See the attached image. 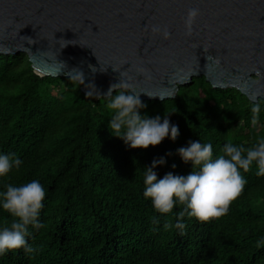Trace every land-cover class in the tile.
I'll return each mask as SVG.
<instances>
[{
	"label": "trees",
	"instance_id": "obj_1",
	"mask_svg": "<svg viewBox=\"0 0 264 264\" xmlns=\"http://www.w3.org/2000/svg\"><path fill=\"white\" fill-rule=\"evenodd\" d=\"M246 97L200 76L174 98L141 99L142 115L170 113L179 135L132 148L110 133L106 97H87L69 76L39 75L25 52L0 53V151L23 161L3 182L39 179L46 191L45 227L29 229L38 251H9L0 264H264V247H255L264 237V176L255 165L241 170L247 183L225 215L206 222L185 216L183 234L163 227L176 223L179 206L160 215L143 197L142 169L154 158L166 159L155 168L158 178L186 175L192 165L177 149L189 141L211 142L218 155L227 141L249 146L264 135V113L252 128ZM10 220L0 210V226Z\"/></svg>",
	"mask_w": 264,
	"mask_h": 264
},
{
	"label": "water",
	"instance_id": "obj_2",
	"mask_svg": "<svg viewBox=\"0 0 264 264\" xmlns=\"http://www.w3.org/2000/svg\"><path fill=\"white\" fill-rule=\"evenodd\" d=\"M193 7L200 14L188 34ZM20 52L41 76L81 71V89L94 84L99 97L122 74L146 92L140 99L174 98L200 76L214 88L264 98V80L254 78L257 68L264 72V0H0V53Z\"/></svg>",
	"mask_w": 264,
	"mask_h": 264
},
{
	"label": "clouds",
	"instance_id": "obj_3",
	"mask_svg": "<svg viewBox=\"0 0 264 264\" xmlns=\"http://www.w3.org/2000/svg\"><path fill=\"white\" fill-rule=\"evenodd\" d=\"M199 14L198 8L188 9L185 20L188 34H191L192 26ZM151 31L161 34L165 40L171 38V32L167 28L161 29L153 25ZM212 57L209 55L207 59L219 65L220 60L211 59ZM208 65L209 63L206 67ZM139 71L146 73L145 69ZM254 78L257 83L261 82L264 80V72L257 68ZM69 79L78 80L79 85L85 83L81 71L69 74ZM90 85L95 88L91 83L85 85L90 89L85 93L87 97L93 95ZM114 90L115 95H113ZM140 93L146 92L137 91L122 77V74L118 83L110 85L103 96L107 98L106 108L110 112L108 120L110 133L123 139L125 144L132 148L146 149L150 145L160 144L166 137L174 141L179 135V127L171 123L170 113L165 112L163 116L154 117L142 115L140 110L146 108V104L140 99ZM98 96H100L99 92ZM160 97L164 98V96ZM259 97V92L246 97L249 110L248 122L254 129L260 126L264 113V98ZM239 123L243 125L245 121L240 120ZM220 152L221 154L214 155L211 142L189 141L187 146L177 149L183 162L192 165L188 174L168 172L162 178H158L155 168L166 163L165 157L154 158L150 166L143 167V197L150 200L154 211L166 215L171 213L174 207L180 208L175 213L176 223H165L164 229L175 227L183 234L185 216L206 222L225 215L230 203L239 196L247 183L242 171L248 172L255 165V175L264 176V135L258 134L255 142L249 146L227 141ZM22 164L23 161L15 153L0 151V210L11 217L4 226H0V256L21 248L26 254L35 253L38 249L29 243L28 238L31 236L29 229L31 227L33 230H38L45 227L44 222L39 218L46 197L45 188L40 180L32 179L20 185L3 182L11 171H18ZM255 247H264V237L255 242Z\"/></svg>",
	"mask_w": 264,
	"mask_h": 264
}]
</instances>
